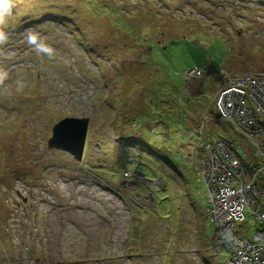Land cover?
I'll use <instances>...</instances> for the list:
<instances>
[{
	"label": "rangeland",
	"instance_id": "rangeland-1",
	"mask_svg": "<svg viewBox=\"0 0 264 264\" xmlns=\"http://www.w3.org/2000/svg\"><path fill=\"white\" fill-rule=\"evenodd\" d=\"M262 72L264 0L0 3V264H226L197 158L225 137L255 163L214 93ZM67 117L80 161L49 145Z\"/></svg>",
	"mask_w": 264,
	"mask_h": 264
},
{
	"label": "built area",
	"instance_id": "built-area-1",
	"mask_svg": "<svg viewBox=\"0 0 264 264\" xmlns=\"http://www.w3.org/2000/svg\"><path fill=\"white\" fill-rule=\"evenodd\" d=\"M193 72L199 70L189 74ZM223 76L214 93L217 120L227 124L243 145L250 143L258 158L245 162L235 143L225 137L202 145L195 171L208 194L205 216L214 228L209 248L217 256L225 253L226 264H264V231L259 228L250 240L233 230L244 222L246 211L264 225V188L258 181L264 175V72Z\"/></svg>",
	"mask_w": 264,
	"mask_h": 264
},
{
	"label": "water",
	"instance_id": "water-1",
	"mask_svg": "<svg viewBox=\"0 0 264 264\" xmlns=\"http://www.w3.org/2000/svg\"><path fill=\"white\" fill-rule=\"evenodd\" d=\"M88 127L87 118H64L52 127V138L49 140V145L68 153L74 160L80 161Z\"/></svg>",
	"mask_w": 264,
	"mask_h": 264
},
{
	"label": "trees",
	"instance_id": "trees-1",
	"mask_svg": "<svg viewBox=\"0 0 264 264\" xmlns=\"http://www.w3.org/2000/svg\"><path fill=\"white\" fill-rule=\"evenodd\" d=\"M205 215V210H204V212H203V216ZM210 223V222H209ZM210 226H211V224H210ZM213 233H214V228H213V226H212V234L210 235V236H212L213 235ZM209 244H210V239L207 241V246H208V248H209ZM210 249V248H209Z\"/></svg>",
	"mask_w": 264,
	"mask_h": 264
},
{
	"label": "snow or ice",
	"instance_id": "snow-or-ice-1",
	"mask_svg": "<svg viewBox=\"0 0 264 264\" xmlns=\"http://www.w3.org/2000/svg\"><path fill=\"white\" fill-rule=\"evenodd\" d=\"M0 3H2L5 7L7 6V0H0Z\"/></svg>",
	"mask_w": 264,
	"mask_h": 264
},
{
	"label": "clouds",
	"instance_id": "clouds-1",
	"mask_svg": "<svg viewBox=\"0 0 264 264\" xmlns=\"http://www.w3.org/2000/svg\"><path fill=\"white\" fill-rule=\"evenodd\" d=\"M243 74H244V73H243ZM87 132H88V130H87ZM86 135H87V134H86ZM85 140H86V139H85ZM84 147H85V143H84ZM83 151H84V149H83ZM82 154H83V153H82ZM211 238H212V237H211ZM211 238H210V239H211ZM20 261H22V256H21V258H20ZM21 263L24 264V262H20V264H21Z\"/></svg>",
	"mask_w": 264,
	"mask_h": 264
}]
</instances>
